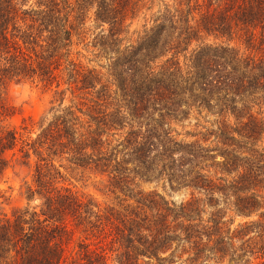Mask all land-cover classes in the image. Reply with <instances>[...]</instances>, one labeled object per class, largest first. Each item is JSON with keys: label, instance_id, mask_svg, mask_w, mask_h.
I'll list each match as a JSON object with an SVG mask.
<instances>
[{"label": "trees", "instance_id": "obj_1", "mask_svg": "<svg viewBox=\"0 0 264 264\" xmlns=\"http://www.w3.org/2000/svg\"><path fill=\"white\" fill-rule=\"evenodd\" d=\"M160 1L0 0V264H264V0ZM25 82L57 103L12 125Z\"/></svg>", "mask_w": 264, "mask_h": 264}, {"label": "rangeland", "instance_id": "obj_2", "mask_svg": "<svg viewBox=\"0 0 264 264\" xmlns=\"http://www.w3.org/2000/svg\"><path fill=\"white\" fill-rule=\"evenodd\" d=\"M161 5L162 2L160 0H156L155 8L157 9ZM141 22V20L136 21L133 27L139 26ZM78 49L84 53V57H81L84 62H88L89 59H93V61H91L92 64H99L100 62H103L96 61L93 54L90 51H87L82 44L78 46ZM54 98H56V96H54L53 89L46 87L40 82L12 84L9 88V99L10 102L18 108V110L16 114L8 120V123L12 125H19L23 118L31 117L39 119L42 115L49 111L52 105L57 103L54 101ZM66 102H68V100ZM195 120L196 115L193 113L189 121L190 123H194ZM200 120L203 121L202 118H200ZM185 124L186 127L184 130L182 127H179V129L185 131L193 128L190 124H188V122H185ZM62 170L65 173L64 183L66 185H69L81 192L91 193L101 201L105 199L104 195L99 191L100 184L98 181H95V179L90 177L83 169L69 163H64ZM25 174V170H13L12 168L0 173V217L5 213L11 214L12 209L15 206L25 204L26 201L21 194V184ZM143 186L146 189H157L168 199L176 202L184 200L188 196V191L172 189L168 183H165L163 180L146 182ZM239 220L240 219H237L236 222ZM79 236V234H76L73 239L68 242V250H71L76 246Z\"/></svg>", "mask_w": 264, "mask_h": 264}]
</instances>
